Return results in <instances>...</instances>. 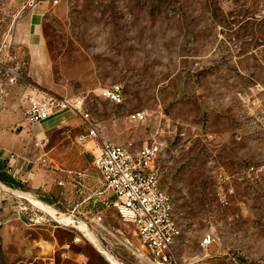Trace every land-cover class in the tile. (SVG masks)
Wrapping results in <instances>:
<instances>
[{"label": "rangeland", "instance_id": "1", "mask_svg": "<svg viewBox=\"0 0 264 264\" xmlns=\"http://www.w3.org/2000/svg\"><path fill=\"white\" fill-rule=\"evenodd\" d=\"M38 1L0 0L5 129L26 123L28 92L70 96L122 84L121 104L89 107L115 142L163 140L156 164L180 228L177 263L264 264V0H46L47 61L29 71L10 33ZM140 108L146 118L128 122L126 113ZM57 113L67 123L36 136L48 189L12 184L27 193L17 198L0 189L35 211L28 219L20 210L29 223H0V264H151L132 225L104 204L98 145L77 142L79 118ZM91 217L99 224L84 231L89 241L74 243L64 221ZM208 229L214 240L203 248Z\"/></svg>", "mask_w": 264, "mask_h": 264}, {"label": "built area", "instance_id": "2", "mask_svg": "<svg viewBox=\"0 0 264 264\" xmlns=\"http://www.w3.org/2000/svg\"><path fill=\"white\" fill-rule=\"evenodd\" d=\"M97 99L115 105L121 104L122 84L117 82L97 85L70 96L51 93L37 96L33 92H28L25 96L24 120L28 124L38 122L62 109L75 114L85 127L84 131L75 135V140L77 142L92 140L98 145V152L93 156V164L100 174L102 184L109 191V196L104 201L105 206L113 208L124 221L132 225L133 232L140 246L146 250L151 264H179L174 245L179 238L180 228L173 215L171 195L159 186L160 169L156 164L163 140L152 138L148 142L134 146L130 140L115 142L109 139L89 107V104ZM147 114L145 108H140L127 112L126 119L128 122L136 123L144 120ZM43 144L44 141H39L41 147ZM6 158L7 171L12 179L16 182L26 181L21 176V166L29 164L30 159L11 150L7 151ZM19 208L28 219L35 215L32 208L23 205ZM64 222L76 230L74 241H79L83 237L89 241L84 231L91 229V223L99 224L94 217L89 220ZM213 240L214 234L208 229L201 234L199 245L205 248ZM80 262L84 264L85 259H81Z\"/></svg>", "mask_w": 264, "mask_h": 264}, {"label": "crops", "instance_id": "3", "mask_svg": "<svg viewBox=\"0 0 264 264\" xmlns=\"http://www.w3.org/2000/svg\"><path fill=\"white\" fill-rule=\"evenodd\" d=\"M47 9L48 1L40 0L27 8L12 25L10 37L13 42L25 47L28 55V64L31 66V68L29 67V71H32V68H43L46 65L47 50L42 30V17ZM57 112L45 118V120L43 119L44 121L41 120L31 124L24 123L17 132L8 131L4 127V122L0 121V182L3 183L6 190H12L11 193L16 198L20 197L19 194L25 195L27 193L18 190L16 187H12L10 185L12 183L7 180L12 177L7 171V151L11 150L29 158L30 163L26 166H21L22 178L28 182L33 181L34 185L40 186L43 190L48 189L50 183L49 174L42 168L46 159V151H44L43 146L39 145V140L36 139V136L40 133L46 134L47 131L59 127L63 123H67L65 119L58 116ZM80 125L84 127L80 122L73 125V127ZM87 141L89 140L84 142ZM26 181H17V184L25 183L30 185ZM0 199V223L8 226L10 222H15L16 224L28 222L25 215L20 211L19 206H21L22 202L20 199L14 200L11 197H6L4 194L0 196ZM67 228L73 232L72 241L77 243L78 241L73 240L76 230L71 225H68Z\"/></svg>", "mask_w": 264, "mask_h": 264}, {"label": "trees", "instance_id": "4", "mask_svg": "<svg viewBox=\"0 0 264 264\" xmlns=\"http://www.w3.org/2000/svg\"><path fill=\"white\" fill-rule=\"evenodd\" d=\"M7 180H8V182L10 181V183H12V184H17V182L14 181V180L12 179V177H10V179H7Z\"/></svg>", "mask_w": 264, "mask_h": 264}, {"label": "water", "instance_id": "5", "mask_svg": "<svg viewBox=\"0 0 264 264\" xmlns=\"http://www.w3.org/2000/svg\"><path fill=\"white\" fill-rule=\"evenodd\" d=\"M0 188L3 189V190H6V189L4 188V185H3L2 182H0ZM9 190H10V189H9ZM10 191L12 192V190H10Z\"/></svg>", "mask_w": 264, "mask_h": 264}]
</instances>
